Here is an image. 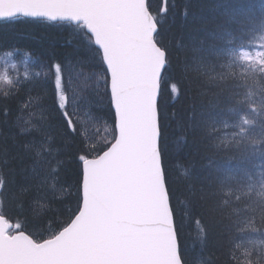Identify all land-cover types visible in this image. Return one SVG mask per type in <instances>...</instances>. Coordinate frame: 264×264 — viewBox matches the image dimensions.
<instances>
[{
	"label": "trees",
	"instance_id": "obj_1",
	"mask_svg": "<svg viewBox=\"0 0 264 264\" xmlns=\"http://www.w3.org/2000/svg\"><path fill=\"white\" fill-rule=\"evenodd\" d=\"M148 6L161 20L159 38L171 60L159 99L161 149L181 229V250L189 264L259 261L264 232H252L249 224L257 228L264 224V158L257 154L264 149V76H257L229 51L259 49L256 45L264 37V27L259 19L248 22L247 13L258 16L264 0H167L166 13H161V0H148ZM232 16L237 19L229 23ZM220 27L231 31L215 51L222 66L199 76L190 70L191 49L207 42L209 33ZM86 39L68 24L23 19L0 23V45L4 46L0 48V175L7 181V187L0 188V214L25 224V230L37 236L55 231L74 209L77 173V145L60 139L63 132L58 131L60 119L53 97L49 89L36 83L47 79L39 64L52 60L65 65L69 104H79L78 117H74L77 139L89 147L110 139L102 118L108 113L107 105L99 103L102 95L92 91L98 87L103 94L102 79L85 85L76 75L79 69L71 65ZM206 80L223 88L230 99L217 97ZM173 86L177 93L171 91ZM250 104L256 106L259 115L249 109ZM50 116L53 127L48 143L53 151L45 162L47 175L41 179L39 190L29 187L25 191L20 186V146L39 126L46 125ZM242 116L255 121L241 125L248 129L244 135L237 127L221 124V120L239 124ZM210 117L217 121L202 133L199 123ZM58 143L64 147L57 148ZM226 224L241 231H228ZM249 240L258 242L256 249Z\"/></svg>",
	"mask_w": 264,
	"mask_h": 264
},
{
	"label": "snow or ice",
	"instance_id": "obj_2",
	"mask_svg": "<svg viewBox=\"0 0 264 264\" xmlns=\"http://www.w3.org/2000/svg\"><path fill=\"white\" fill-rule=\"evenodd\" d=\"M161 11L167 12L166 0ZM247 14L248 22L259 19L264 27V7L258 16ZM20 19L72 25L87 38L83 49L76 50L71 65L79 69L76 75L85 85L102 79L103 94L98 87L92 91L102 95L99 103L107 105L108 113L102 118L109 127L110 139L93 147L77 139L74 117H78L79 104H69L65 65L52 60L39 64V71H44L47 79L36 83L50 90L60 119L58 131L63 132L60 139L77 145L75 207L55 231L40 236L0 214V264H189L181 250V229L161 149L159 99L171 60L159 38L160 18L152 14L146 0H0V21ZM236 19L232 16L228 22ZM230 33L220 27L209 33L207 42L201 41L200 47L191 49L190 70L205 76L206 71L221 67L215 51L223 46L222 37ZM229 55L238 56L253 73L264 76V37L258 50L241 48L238 52L230 50ZM205 82L216 90L217 97L230 99L223 88ZM171 91L177 93L178 88L173 86ZM72 99L75 101L76 96ZM249 109L259 115L255 105L250 104ZM215 121L216 117H210L198 127L205 133V127ZM254 123L245 116L240 117L239 124L221 120L225 127L239 128L240 135L248 131L241 125ZM52 127L50 116L48 123L39 126L36 134L20 146L17 159L20 186L25 191L29 187L39 190L41 179L47 175L45 162L53 151L48 143ZM63 147L57 144V148ZM257 154L264 158V149ZM6 187L7 181L0 179V188ZM215 192L219 193L218 189ZM249 227L254 233L264 232V224L257 228L250 223ZM225 228L241 231L229 224ZM249 244L253 249L258 246L256 240H249ZM259 254V261L249 260L247 264H264V249L259 248Z\"/></svg>",
	"mask_w": 264,
	"mask_h": 264
},
{
	"label": "bare ground",
	"instance_id": "obj_3",
	"mask_svg": "<svg viewBox=\"0 0 264 264\" xmlns=\"http://www.w3.org/2000/svg\"><path fill=\"white\" fill-rule=\"evenodd\" d=\"M237 1V0H236ZM248 2V1H247ZM250 3V2H249ZM235 4V3H234ZM244 4V3H243ZM232 5V4H231ZM236 5V4H235ZM244 7V6H243ZM223 99V98H222ZM227 108V107H226ZM224 109V108H223ZM214 134V133H213ZM252 186V185H251ZM247 191V190H246ZM252 191V190H251Z\"/></svg>",
	"mask_w": 264,
	"mask_h": 264
},
{
	"label": "water",
	"instance_id": "obj_4",
	"mask_svg": "<svg viewBox=\"0 0 264 264\" xmlns=\"http://www.w3.org/2000/svg\"><path fill=\"white\" fill-rule=\"evenodd\" d=\"M165 6V0H163V7Z\"/></svg>",
	"mask_w": 264,
	"mask_h": 264
},
{
	"label": "rangeland",
	"instance_id": "obj_5",
	"mask_svg": "<svg viewBox=\"0 0 264 264\" xmlns=\"http://www.w3.org/2000/svg\"><path fill=\"white\" fill-rule=\"evenodd\" d=\"M259 45H256V47L258 48Z\"/></svg>",
	"mask_w": 264,
	"mask_h": 264
}]
</instances>
